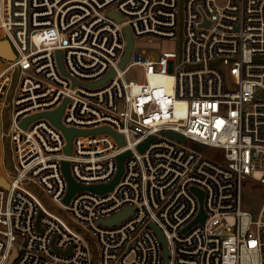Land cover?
Masks as SVG:
<instances>
[{
    "label": "built area",
    "instance_id": "1",
    "mask_svg": "<svg viewBox=\"0 0 264 264\" xmlns=\"http://www.w3.org/2000/svg\"><path fill=\"white\" fill-rule=\"evenodd\" d=\"M180 28V61L134 52L137 39ZM0 38L14 52L0 55V142L14 152L9 170L0 152V264L14 253L10 264H163L154 226L169 264H264V203L257 219L241 206L244 179L264 184V0H0ZM63 104L62 125L79 131L70 154L43 117ZM127 152L113 190L64 203L65 161L82 186L107 185Z\"/></svg>",
    "mask_w": 264,
    "mask_h": 264
},
{
    "label": "rangeland",
    "instance_id": "2",
    "mask_svg": "<svg viewBox=\"0 0 264 264\" xmlns=\"http://www.w3.org/2000/svg\"><path fill=\"white\" fill-rule=\"evenodd\" d=\"M224 2L219 1V4H223ZM9 42L6 41L3 38H0V50H2L1 46H7V50L4 51V54L2 57L4 58H12L14 55L13 49L11 48V45L9 46ZM143 50L149 51L151 54L155 56H160L164 52L169 53H175L178 57L177 61H180L183 53V33L182 29H179L178 35L174 39H166V38H160L155 36H144L136 40L135 42V53H140ZM132 74L139 75L140 73L137 71V69H134L132 71ZM15 86L13 87V90L9 96L11 98L12 94L14 93ZM264 99V94L260 93L256 95L255 101H259ZM247 110L251 109V107H246ZM8 130V127L6 128ZM186 146L199 151L201 154H203L206 157L209 158H220L222 155V151L211 148V147H205L201 144L193 143V142H187ZM0 152L5 157V165L6 168L11 169L13 166V150L12 146L7 142L3 141L0 142ZM0 183L4 187H8V183L5 179H2ZM40 198L42 199L43 203L49 208L50 210L54 212H58L57 206H59L57 203H55L52 199H49L47 197H44L43 195H40ZM264 203V184L260 183L259 181H256L252 178H246L242 182V188H241V206L244 211H247L251 213V215L257 219L262 206ZM62 218L66 219L65 214H61ZM71 226H73L70 223ZM22 241L19 240L17 242V246H21ZM95 249V248H94Z\"/></svg>",
    "mask_w": 264,
    "mask_h": 264
},
{
    "label": "water",
    "instance_id": "3",
    "mask_svg": "<svg viewBox=\"0 0 264 264\" xmlns=\"http://www.w3.org/2000/svg\"><path fill=\"white\" fill-rule=\"evenodd\" d=\"M127 34H128V48H127V51H126L125 58H124V60H123V62L121 64L122 67H124L125 64L128 62V60L130 58V55L132 53V49H133V39H132V36H131V33H130L129 30H127ZM1 47H2V50H0V54H4V51L7 50V46H1ZM57 58H58V65H59L60 70L62 71V73H65V69H64V66H63V62H62L61 52H58L57 53ZM64 107H65V104L61 105L55 111L45 113L43 115V117H46V118L50 119L56 126H58L59 128H61L64 131L65 137H66L67 142H68L65 151H66L67 154H70V152H71V142H72V138L74 137V135L79 134V131H77L75 129L65 128L62 125V123H61V117H62L63 112H64ZM37 117L38 116H34V117L29 118V119H26L23 122V126H26L31 120H33V119H35ZM81 134H85V131H82ZM112 134H114L117 137V139L119 140L120 144H123V141L124 140H123V138H122L121 135L116 134L114 132H112ZM165 134L168 135V136H170V137H172V138H174V139H176V140H179L181 142H184L185 141V137L181 136L178 133H175V132H165ZM151 139H154V138H151ZM151 139L148 140V141H146V142H144L139 147V150L141 152H143L145 150V148L149 145ZM129 155H130V153L127 152V153H124V154H122V155H120L118 157V171H117V174L115 175V177H114V179H113V181L111 183H109L107 185L90 186V187L82 186L81 184H79V183H77L75 181V179L72 177V175L70 173L69 162L65 161L63 163V172H64V176H65V178H66V180L68 182V191H67L66 198L64 199V203L66 205H68L69 202H70V200H71V198H72V196L75 193H77L79 190H86V189L87 190H94V191L99 192V193H104V192L113 190V188L119 182V180H120V178H121V176L123 174V171H124V161H125V159ZM196 192L198 193V195L200 197V200H201V203H202L203 193L202 192H199V191H196ZM130 212H131V209H126L125 211H122V212L118 213L115 217H112L110 219L103 220L100 223L103 224V225H108V226L116 225L120 221H122L123 219H125ZM204 220H205V215H204L203 208L201 207V213H200V215L198 216V218L193 223L199 222V221L200 222H203ZM154 228L156 229L158 235L160 236V238H161V240L163 242V264H169V253H168L167 242L164 239L162 232L159 231V229L156 226H154ZM14 258H15V256H14ZM12 261L10 259V262H12ZM10 262L8 264H10Z\"/></svg>",
    "mask_w": 264,
    "mask_h": 264
},
{
    "label": "bare ground",
    "instance_id": "4",
    "mask_svg": "<svg viewBox=\"0 0 264 264\" xmlns=\"http://www.w3.org/2000/svg\"><path fill=\"white\" fill-rule=\"evenodd\" d=\"M1 180H2V179H1ZM1 180H0V181H1ZM0 184H1V183H0ZM1 185H2V184H1ZM14 256H15V254L11 257V261L13 260Z\"/></svg>",
    "mask_w": 264,
    "mask_h": 264
}]
</instances>
